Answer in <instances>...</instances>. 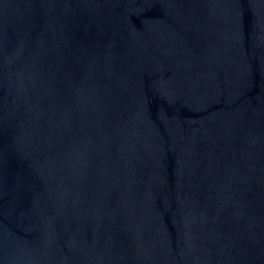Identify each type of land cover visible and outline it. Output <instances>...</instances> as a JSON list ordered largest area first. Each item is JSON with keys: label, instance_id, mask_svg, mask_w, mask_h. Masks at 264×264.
Here are the masks:
<instances>
[{"label": "water", "instance_id": "1", "mask_svg": "<svg viewBox=\"0 0 264 264\" xmlns=\"http://www.w3.org/2000/svg\"><path fill=\"white\" fill-rule=\"evenodd\" d=\"M0 264H264V0H0Z\"/></svg>", "mask_w": 264, "mask_h": 264}]
</instances>
